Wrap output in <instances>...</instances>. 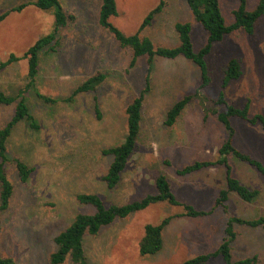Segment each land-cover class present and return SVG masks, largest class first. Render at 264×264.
<instances>
[{"label": "rangeland", "instance_id": "374dc122", "mask_svg": "<svg viewBox=\"0 0 264 264\" xmlns=\"http://www.w3.org/2000/svg\"><path fill=\"white\" fill-rule=\"evenodd\" d=\"M36 0H0V15L23 3ZM117 16L109 23L124 36L134 35L147 14L161 2L163 9L140 34L152 44L166 48L178 45L175 25L189 23L191 43L197 53L207 35L194 21L186 0H114ZM74 20L60 28L54 50L39 53L38 74L34 86L25 94L26 104L38 130L26 121L19 122L7 140L6 173L13 185L8 209L0 212V257L15 264H50L55 252V236L65 230L77 214L93 213L76 197L95 194L105 205H124L155 193L154 178L164 175L179 203L197 211L210 212L197 218L180 216L182 206L168 203L150 205L128 217L114 221L95 237L84 238L89 264H182L199 255L215 252L223 238L228 217L245 220L264 216V178L256 169L228 156L231 174L242 185L257 190L251 203L234 193L226 202L227 212L216 208L220 190L226 188L225 169L216 166L187 176L176 170L194 161H214L226 131L213 112L225 111V104L243 109L249 102L248 119L264 117V17L254 34L237 32L212 46L205 58L209 83L203 88L199 68L183 57H155L149 73V89L144 94L141 127L136 148L114 189H108L102 177L111 162L102 151L119 145L126 135L127 105L145 87V57L129 68L132 52L98 23L100 0H59ZM257 0H247L252 10ZM238 0H219L226 25L233 22L232 11ZM54 11L28 5L10 13L0 22V63L9 55L21 57L38 39L54 29ZM230 59L240 63L241 76L222 88L223 70ZM96 73L105 76L94 92L79 93L65 102L87 78ZM27 83V62L20 60L0 70V92L15 96ZM195 92H197L196 95ZM223 93V105L216 101ZM37 94L55 101L43 102ZM187 95H194L173 127L164 125L169 108ZM96 106L100 113L97 118ZM15 104L0 106V129L13 115ZM233 146L264 167V128L231 117ZM26 164L33 172L27 183H20L14 161ZM172 220L162 231V249L141 257L138 244L146 225ZM237 236L231 243L233 262L257 256L264 264V228L234 225ZM63 264H72L69 259ZM207 264H224L211 258Z\"/></svg>", "mask_w": 264, "mask_h": 264}, {"label": "trees", "instance_id": "16d2710c", "mask_svg": "<svg viewBox=\"0 0 264 264\" xmlns=\"http://www.w3.org/2000/svg\"><path fill=\"white\" fill-rule=\"evenodd\" d=\"M100 10L98 13V23L106 29L113 38L118 42L119 46L124 49H130L132 52L129 68L135 67L137 61L145 57L147 74L145 76V87L126 107V135L123 141L114 147L102 151L104 156L111 158V162L102 177L103 182L108 189H114L120 182L122 172L125 170L138 142L140 127H141V112L144 94L149 89V73L152 69V63L155 57L164 59H175L183 57L186 60L195 64L201 74L202 85L205 87L209 83L205 58L210 54L212 46L220 43L225 36L233 33L243 32L247 36H252L259 19L264 17V0H257L255 7L252 10L247 9V0H238V6L232 11L233 22L226 25L219 9V0H186L195 22L201 25L207 35L205 45L194 53L191 43V26L189 23H178L175 25V31L178 36V45L175 48H166L162 46L155 47L151 40L147 37H141V32L148 27L156 14H159L164 6L161 2L155 9L150 11L144 18L138 31L131 36H124L116 28H114L109 20L117 16V10L114 0H100ZM28 5H33L40 10H53L54 12V29L53 31L38 39L21 57L9 55V57L0 63V70L7 66L16 63L20 60L27 62V83L23 88H20L15 96L5 95L0 92V106H9L15 104L14 112L10 120L0 129V212L8 209L10 200L13 195V185L9 181L6 173L7 158V140L11 135L12 129L21 121H26L33 130H38L33 116L29 112L26 104L25 94L31 89L38 74V58L42 49L48 48L54 50L57 40V32L60 28L66 27L69 22L74 20L72 15H67L60 6L59 0H36L32 3H23L15 6L0 15V22L3 21L10 13L20 12ZM242 72L240 63L236 59H230L223 70L222 88H225L230 82L240 78ZM105 76L102 73H96L87 78L65 99V102H72L74 97L79 93L94 92L96 88L104 81ZM195 92L194 95H196ZM194 95H187L174 103L166 113L164 125L171 128L176 123L177 119L186 108L188 103L194 98ZM37 96L47 104L55 103L54 100L37 94ZM217 105H224V96L221 92L216 101ZM249 102L243 109H237L225 104V111L222 113L213 112L216 115L217 121L222 125L227 133L226 139L223 140L217 151V158L214 161H194L191 164L185 165L176 170L177 176H187L193 173L210 169L216 166H221L225 169L226 188L220 190L215 200V207H221L224 212H227L226 202L229 194L234 193L241 201L251 203L259 195L257 190H251L242 185L231 174V166L228 163V156L233 155L241 162L247 163L254 167L256 171L264 178L263 165L250 156L238 151L233 146L234 128L230 124L231 117H238L246 120L252 125L260 123L264 128V117L256 115L248 119ZM95 113L100 119V113L96 106ZM15 170L20 183H27L33 169H30L26 164L19 160L14 161ZM155 193L147 195L139 201H133L124 205H105L103 200L95 194H81L76 197V200L85 206L92 208L94 211L90 214H77L72 223L57 236L53 242L56 250L49 258L50 264H63L69 259L72 264H89L85 253L83 241L87 236L95 237L99 234L102 228L111 225L114 221L124 219L129 215L142 211L150 205L158 203H168L171 206H182L183 213L180 216L188 218L204 217L210 214L206 211H197L192 206L181 204L171 191L170 183L167 178L158 174L154 178ZM172 220L171 217L165 218L158 225H146L144 227L143 236L138 244L139 256H151L157 254L163 245L162 231ZM245 226L248 228H264V216L256 219L245 220L238 217H228L224 229V238L219 248L211 253L199 255L189 259L182 264H207L211 258L220 257L224 264H256L257 256L247 257L235 262L231 259V243L236 239V232L233 230L234 225ZM0 264H15L11 258H1Z\"/></svg>", "mask_w": 264, "mask_h": 264}]
</instances>
